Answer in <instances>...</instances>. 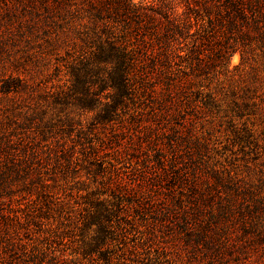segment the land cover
Returning a JSON list of instances; mask_svg holds the SVG:
<instances>
[{"label":"rangeland","instance_id":"rangeland-1","mask_svg":"<svg viewBox=\"0 0 264 264\" xmlns=\"http://www.w3.org/2000/svg\"><path fill=\"white\" fill-rule=\"evenodd\" d=\"M223 1L133 0L176 36L154 43L165 75L120 93L102 76L74 89L87 19L59 27L44 0H0V138L16 168L0 182V264H243L249 239L250 264H264V23L255 30ZM185 20L194 37L177 34ZM8 78L21 87L3 92ZM159 151L188 181L224 180L215 202L233 195L231 248L188 236L200 222L186 181L164 178L151 197Z\"/></svg>","mask_w":264,"mask_h":264},{"label":"trees","instance_id":"trees-1","mask_svg":"<svg viewBox=\"0 0 264 264\" xmlns=\"http://www.w3.org/2000/svg\"><path fill=\"white\" fill-rule=\"evenodd\" d=\"M46 9L51 15L57 17L56 24L60 27L62 21L70 22L72 19H87L93 27L92 37L86 41L90 47L89 51L79 56L72 65L74 75V89H86L91 82L92 76H102L100 83H111L120 93L126 91L128 87L135 84L131 81L139 82V86L144 93L152 86V80L156 76L161 77L165 74L163 57L164 54L156 50L154 43L163 42V37H175L176 33L170 27L161 28L150 27L153 19L148 8L142 4H136L133 0H44ZM221 1V0H219ZM223 5L229 11L233 9L239 19L251 24L255 30H262L261 24L264 23V0H224ZM251 16L252 23H248ZM167 19L168 16H165ZM245 21V22H244ZM179 25V24H178ZM264 27V26H263ZM262 27V28H263ZM192 25L185 20L180 23L179 37L187 39L194 37L191 31ZM174 32V33H172ZM204 37H216L213 32L205 33ZM264 37V32H262ZM21 80L8 78L2 80L1 90L5 93L17 91L21 87ZM119 100L117 104H119ZM108 118L110 115H107ZM154 131V130H153ZM152 140L151 135L142 138V143ZM11 146V141L4 137L0 138V182L6 181L9 177L11 168L6 164V153ZM159 159L153 167H156V177L150 175L146 182L147 187L154 199L158 193V184L168 177L174 184L180 183V180L186 181L188 191L190 192V202L193 203V211L196 212V220L200 222L199 231L190 233L196 234L193 239L198 245L214 244L219 248H231V234L226 233V223L235 217L236 204L233 195L228 196L225 202L218 203L215 199L218 197V186L223 185L224 180L216 177V184H212L208 177H204L202 172L193 175L192 180L188 181L186 174L180 175V166L177 157L169 159L159 151ZM5 157V159H4ZM4 162V163H3ZM151 160L148 158L147 165L150 167ZM147 175L144 174V179ZM148 177V176H147ZM232 183L231 179L226 181ZM228 185V184H227ZM156 187V190H154ZM158 187V188H157ZM2 194H0V206L2 205ZM201 203H209L211 208V219L206 220L200 215L203 213ZM166 214V213H164ZM164 217H169L164 215ZM163 222V221H162ZM187 222V221H186ZM188 226V225H186ZM192 228V227H191ZM261 233H259L260 236ZM192 237V236H191ZM192 239V238H191ZM191 239L189 240L190 242ZM262 241V237H259ZM254 240L249 239L243 245V252L248 258L243 264H250L251 255L254 248ZM264 250V246H261ZM264 256V255H263ZM239 264V263H238Z\"/></svg>","mask_w":264,"mask_h":264}]
</instances>
